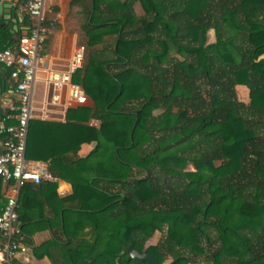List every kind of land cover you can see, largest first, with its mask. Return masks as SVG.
I'll list each match as a JSON object with an SVG mask.
<instances>
[{"label":"trees","instance_id":"trees-1","mask_svg":"<svg viewBox=\"0 0 264 264\" xmlns=\"http://www.w3.org/2000/svg\"><path fill=\"white\" fill-rule=\"evenodd\" d=\"M86 15L72 80L92 105L31 120L26 140L25 156L49 161L77 200L62 217L67 242H51L58 256L134 264L133 246L159 263L264 264V0H90Z\"/></svg>","mask_w":264,"mask_h":264},{"label":"built area","instance_id":"built-area-1","mask_svg":"<svg viewBox=\"0 0 264 264\" xmlns=\"http://www.w3.org/2000/svg\"><path fill=\"white\" fill-rule=\"evenodd\" d=\"M47 1L23 3L21 10L30 20L29 30L16 44L0 49V65L6 68L10 81L7 110L0 115V180L11 183L6 203L0 208L4 264H16L17 255L28 249L17 214L20 189L27 183L56 179L47 162L25 156L29 122L65 121L69 108L88 101L84 88L72 80L82 66L84 47H76L61 69H56L43 54ZM92 124L98 125V121Z\"/></svg>","mask_w":264,"mask_h":264},{"label":"crops","instance_id":"crops-1","mask_svg":"<svg viewBox=\"0 0 264 264\" xmlns=\"http://www.w3.org/2000/svg\"><path fill=\"white\" fill-rule=\"evenodd\" d=\"M12 1L17 3V6L21 10V7L26 0ZM89 5L90 0L47 1L45 21L47 38L45 40L43 54H45L46 60L56 69L63 68L69 58L73 55L75 48L82 46L79 43V39L84 37L82 26L87 21L88 16L86 14ZM137 8H140L141 11H138ZM132 9L137 16L143 14V9L139 1L133 2ZM1 21L3 20L0 18V22ZM29 26L30 20L22 10L14 17H11L6 24L0 26V28L5 27L10 34L8 39H4L3 34L0 33V49L16 44L21 37L27 34ZM7 43L9 44L7 45ZM9 83L10 81L7 70L0 65V115L7 110V104L10 97L8 92ZM85 105L90 107L92 105L91 101L87 102ZM81 107L82 106L69 108L66 113L65 121L68 119L74 120L79 114L77 113L78 111L73 112L70 111V109L78 110V108ZM93 121L98 120L89 118L86 122L89 125H94L92 124ZM11 122L13 121L11 120ZM96 147L97 143L95 141L82 143L77 153H69L68 158L74 159L76 157H86ZM43 162H47L50 169V162ZM55 177L56 179L44 181L41 185L30 183L29 188L26 187L20 189V196L18 195V197H22L23 199L21 198L19 205L20 213L22 214V218L20 217L19 222L21 225L29 222L24 227L23 231L24 238L28 242V249L26 252L17 255L14 259L16 264H54L49 257V253H51L52 257L60 259L59 264H64L63 260L58 256L59 253L57 252L59 249H56L51 242L52 240H55L59 245L67 242V237H65L62 232V217L65 212L70 215L72 209H76L75 206L77 200L68 199L73 192L72 184L68 180L57 176ZM10 184L11 183H3L0 180V208L6 203ZM100 184L103 186V181H101ZM64 199H67V201H64ZM70 228H73V223L70 224ZM1 247L2 238L0 237V250ZM0 264H3V254L1 251Z\"/></svg>","mask_w":264,"mask_h":264},{"label":"water","instance_id":"water-1","mask_svg":"<svg viewBox=\"0 0 264 264\" xmlns=\"http://www.w3.org/2000/svg\"><path fill=\"white\" fill-rule=\"evenodd\" d=\"M20 11L17 3H14L12 0H0V18L3 20L0 22V26L6 24L11 17H14L17 13H20ZM126 253L127 259L133 260L134 264L140 262H147L149 264H166L159 263L153 255L133 246L127 247Z\"/></svg>","mask_w":264,"mask_h":264},{"label":"rangeland","instance_id":"rangeland-1","mask_svg":"<svg viewBox=\"0 0 264 264\" xmlns=\"http://www.w3.org/2000/svg\"><path fill=\"white\" fill-rule=\"evenodd\" d=\"M138 11H141L140 8H137ZM215 40V37H214V31L211 29L208 31V34H207V41L208 42H213ZM235 92H236V96L237 98L240 100V101H243L245 103H248L249 102V90L246 86H235ZM70 111H73V112H77L80 113V109H70ZM157 111H155L154 113H156ZM187 170H193L194 168L192 166H188L186 168ZM162 235H164V230L162 231H155L154 234L148 238L146 241H145V245H150V244H156L162 237ZM170 258L166 259L165 263L168 264L170 263Z\"/></svg>","mask_w":264,"mask_h":264}]
</instances>
